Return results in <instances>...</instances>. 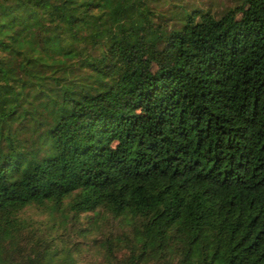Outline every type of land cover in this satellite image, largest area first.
Instances as JSON below:
<instances>
[{"label": "trees", "instance_id": "obj_1", "mask_svg": "<svg viewBox=\"0 0 264 264\" xmlns=\"http://www.w3.org/2000/svg\"><path fill=\"white\" fill-rule=\"evenodd\" d=\"M0 264H264V0H0Z\"/></svg>", "mask_w": 264, "mask_h": 264}, {"label": "rangeland", "instance_id": "obj_2", "mask_svg": "<svg viewBox=\"0 0 264 264\" xmlns=\"http://www.w3.org/2000/svg\"><path fill=\"white\" fill-rule=\"evenodd\" d=\"M232 2H233V0H214V3L217 4V6L219 8L224 7L226 4H231ZM24 215L26 217L32 218V220H40V219H44L45 217H47V212L44 211L41 206L34 204V205H30V206L26 207V209L24 210ZM83 225H85V222L83 223ZM106 227H107V225H105V228ZM94 234H97V233H94ZM73 238H75L74 235H73ZM78 238H80L81 241L83 240L79 236H78ZM87 240L90 241V238H87L86 241ZM83 242H84L83 243V245H84L85 241L83 240ZM95 256H96V253H95L94 249L92 248V249L84 250L82 255L80 256V258H81V260L86 262L89 260H94Z\"/></svg>", "mask_w": 264, "mask_h": 264}]
</instances>
